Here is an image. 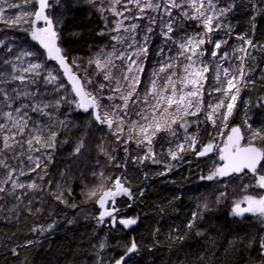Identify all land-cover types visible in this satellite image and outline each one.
Wrapping results in <instances>:
<instances>
[{"label": "trees", "instance_id": "1", "mask_svg": "<svg viewBox=\"0 0 264 264\" xmlns=\"http://www.w3.org/2000/svg\"><path fill=\"white\" fill-rule=\"evenodd\" d=\"M228 2L230 0H221V4ZM8 3L21 5L20 8L8 9L12 17L26 10L32 11L35 7L34 4H24V0H8ZM50 3L52 7L49 11L53 18L58 16L61 18L60 46L69 61H76L77 66L73 67V71L80 77L91 78L93 83L89 85L90 89H95L99 83L104 82L102 75L96 74L95 64L88 63L101 49L110 52L111 46L115 45L118 49L116 55L121 52L130 55L134 52V48H129L127 51L130 41L118 44L111 39L117 33L109 30L114 27V21L119 19L118 17L105 12L103 16L107 17L106 22L96 7L89 5L86 0H59V3L51 0ZM107 3L108 0H104L105 7ZM252 4L259 6L258 0H252ZM237 5L225 21L233 29L229 43L239 41L235 39L238 34L252 35L254 42L264 43V15L255 10L248 0H237ZM129 7L133 6L129 5ZM18 10H20L19 14H17ZM135 13L136 9L133 8L131 13L125 15L131 16ZM148 15L154 13L149 12ZM131 23H138L143 28L147 20L124 21L125 26ZM186 23L193 25L187 29L190 34L200 31L195 27L196 22ZM22 26L29 27L27 24ZM102 31L104 35L99 34ZM158 32L157 27L148 42L147 57L140 58L144 67L138 89L141 96L150 88L152 79H157L158 83L163 84L165 74L161 73L154 77L152 73L161 67V62L166 57L174 54L168 52L169 45L164 44ZM222 33L225 34V31L212 35L215 38ZM120 34L127 35L122 30ZM143 35L141 29H137L136 38L141 44ZM0 41H3V44H0V64L4 60H10L21 69L22 65L26 67L27 62L31 60L45 63V67L52 71L53 75L60 76L68 90L67 94H71L54 61L47 60L46 55H22L25 51L44 53V49L31 40L29 33L0 22ZM161 47L165 49L164 53H159ZM204 47L210 51L212 45L206 44ZM9 48L11 51L8 50ZM255 50L258 52V49ZM17 56L21 59H17ZM132 58L136 59L135 56ZM113 60L116 65L126 66L127 62L115 57ZM203 60L205 63H210L212 58L210 55H205ZM133 68L135 69V65ZM0 71L5 73L3 77L5 80L11 79L9 74H22L19 71L13 72L11 65H3ZM112 71L116 76L121 75L119 69ZM246 79L254 81V84L244 87L240 100L236 102L231 123L242 125L247 116L254 128L260 127L264 125V107L257 105L264 102V56L258 57L256 73H250ZM211 80L213 78H209L204 85V95L208 93L209 85L214 86ZM18 85L20 82L15 81L0 84V87L10 89ZM46 87L51 93L48 99H54L59 95L52 92L53 85ZM246 100L248 107L244 109ZM151 104H154V98L149 97V105L140 103L130 105L132 119H140L134 113L141 108L146 110V114L150 112ZM60 113L59 119H65L63 114H67V127L56 125L60 134L57 137L56 148L52 152V161L51 163L46 159L43 161L48 164L47 176L44 181L37 180V183L43 184L50 179L53 181L52 187H46L43 192H29L22 198V202L17 201L14 196L0 193V196L4 197L0 199V264H116L121 258L126 259L127 264H264V247H261L264 243L262 239L264 225L261 220L252 214L235 217L231 212L238 198L249 194H264L262 189L244 187L253 184L254 179L251 174L225 179L226 183L202 180L201 177L208 168L205 165L206 158L197 159L194 154L195 159L192 164H186L176 172L164 175L165 169L162 163L149 167L145 162L139 165L140 162L132 161V157L130 158L124 151L125 145L122 142L118 143L105 126H99L92 121L89 114L78 112L74 106L68 105L62 107ZM201 114L199 120L204 122L192 124L190 131L201 129L200 146H203L210 140L211 122L205 121ZM194 120L196 121L197 118L195 117ZM182 130L178 129L179 132ZM161 135V133L157 135L159 137L157 140L161 139ZM81 139L84 141V148L79 154H75L74 149ZM133 143L134 140L126 145L130 156L134 153ZM101 148L114 156L115 160L109 162L107 157L102 155ZM19 151L20 149L17 148L15 153L5 154L9 165L16 167L20 164L19 160L13 159ZM158 153L156 149L155 160L162 157H158ZM33 155L40 157L41 153L36 152ZM21 159L28 163L25 157ZM116 164L122 166L116 167ZM39 171L38 169L37 172ZM5 172L6 169L0 168V178H3ZM94 172L97 174L103 172L104 176H94ZM118 176L132 193L130 201H116L120 209L118 219L137 220L135 225L129 227L112 226L110 219L103 223L97 220L96 199L104 190L112 186ZM35 177L36 173H33L31 177L20 176L19 180L27 183ZM106 177L112 179L107 180ZM13 178H16L15 175ZM57 183L60 185L59 190L64 192L67 204L60 203L49 195V191L54 190ZM6 187H10V182ZM93 190L96 191L97 196L90 198L88 193ZM23 191L25 190L17 189V195ZM220 192L226 195L217 203L216 198ZM204 203L209 205L208 210L203 209ZM193 213H197V218L193 227L189 229L187 225L193 220ZM51 224H54V228L47 234L36 231ZM198 232L200 235H197ZM177 237L184 239L179 240ZM102 242L106 245L103 249L99 247ZM133 242L137 245L136 250L127 253V248ZM12 249L16 250V254H13Z\"/></svg>", "mask_w": 264, "mask_h": 264}, {"label": "snow or ice", "instance_id": "2", "mask_svg": "<svg viewBox=\"0 0 264 264\" xmlns=\"http://www.w3.org/2000/svg\"><path fill=\"white\" fill-rule=\"evenodd\" d=\"M56 2L59 3V0ZM86 2L96 7L102 16L105 12H109L114 17H118L119 19L114 21V27L109 30L117 33L111 39L118 44L130 41L127 47L135 49L131 55L125 52L116 55L118 49L112 45V51L105 52L101 49L95 58L90 59L89 65L95 64L96 74L102 75L104 81L99 83L95 89L89 88V85L93 83L91 78L80 77L73 71V67L77 66L76 61H69L61 48L59 43L61 18L59 16L53 18L49 11L52 7L49 0H24V4H34L35 7L32 11L26 10L14 17L4 16L5 6L20 8L21 5L8 3V0H0V20L9 26L18 27L20 31L29 33L31 40L44 49V53L25 51L22 55H46L47 60L56 61L63 76L67 77L71 85L69 95L60 76L53 75L52 71L45 67V63L29 61L28 66L22 69H18L10 60H4L0 64V68L3 65H11L13 72L30 74L28 76L9 74L11 79L5 80L3 79L5 73L0 71V84L20 82V85L10 89L0 87V97H2L0 99V120L3 121L0 122V168L6 169L3 178H0V193L14 196L17 201L22 202V198L29 192H43L46 187H52L53 181L50 179L43 184L37 183V180L44 181L47 176L48 164L43 161L45 159L48 163L52 161V152L56 148L57 137L60 134L56 125L67 127V114H63L65 119H59L60 109L65 105L74 106L75 110H82L89 114L96 124L106 126L116 141L125 145L126 153L128 151L126 145L133 140L137 147L146 145L148 152L136 158L141 163L152 158V146L158 133L166 132L172 137H177L178 129H183L184 141L189 150L196 152V155L200 157L208 156L213 152L218 156V162L214 164L209 174L201 177L202 180L226 183L225 178L251 174L254 179L253 184L244 187L264 190V125L254 128L247 116L242 125L230 126L228 123L242 88L254 84V81L246 77L255 68L247 65L246 61L256 59L252 55V50L259 49L264 52V43L254 42L252 35L238 34L235 39L242 43L232 47V51L229 52L223 50L225 45H229V39L221 38L219 35L214 38L212 35L223 30L226 36L231 37L232 26L225 21L229 13L238 6L237 0H230L224 4H221V0H108L107 7L104 6V0H86ZM248 3L264 15V0H258L259 6L252 4V0H248ZM129 5L133 7L130 8ZM133 8L136 9L135 15H125V13H131ZM149 12L154 15H148ZM103 18L107 22V17L103 16ZM125 20H147V23L143 28L138 23L125 26ZM187 21L196 22L195 27L200 31L190 34L187 29L193 25L187 24ZM24 24L29 27L24 28L22 26ZM157 27L164 44L169 45L168 52L174 54L166 57L161 62V67L152 73L154 77L164 73L163 84L158 83L157 79H152L150 88L145 90L141 96L138 89L144 67L143 60L140 58L147 57V45ZM137 29H141L144 33L141 37L142 44L136 39ZM252 29L254 35V18ZM121 30L127 35H121ZM99 34L104 35L105 33L102 31ZM0 44H3V41H0ZM206 44L212 45L210 51L204 47ZM8 50L11 51L10 48ZM164 51L163 47L159 49V53H164ZM205 55H210L212 60L216 61L214 68L204 62ZM133 56L136 59H133ZM232 56H235L239 64L233 66L231 70L222 68L219 60H228ZM113 57L127 62L126 66L116 65ZM17 59L21 57L17 56ZM113 69H119L121 75L116 76ZM210 71L214 73L213 79L216 86L210 87L208 94L211 96L214 92L220 93L223 98L216 103L206 104L204 85L208 82ZM221 71L223 76H221ZM47 85H53L52 92L59 94L54 99H48L51 93L47 90ZM62 90H64L63 93ZM149 97L155 100V103L150 105L151 111L146 114V110L141 108L134 113L140 119L133 120L130 105L138 103L149 105ZM257 106L264 107V102ZM5 109L8 110L5 111ZM202 112L205 113V121L211 122L217 131L212 134V141L196 151L198 138L189 133L188 129L193 123L204 122L199 121ZM192 117H196L197 120L189 119ZM217 119L220 121L219 124L216 122ZM222 129H227V131L224 132ZM218 136L226 137L222 141V146L214 143ZM177 147L181 153L186 151L185 143H180ZM17 148L20 151L13 156V159L19 160L20 164L13 167L6 162L5 154L15 153ZM83 148L84 141L81 139L74 153L79 154ZM36 152H40L41 156L35 157L33 153ZM101 153L107 157L109 162L115 160L114 156L102 148ZM169 155L173 160L181 158L171 149H169ZM21 157H25L28 163L26 164ZM158 162L153 159V163ZM115 166L121 167L122 165L116 164ZM38 169L39 172H37ZM33 173H36V177L31 178L27 183L19 180L20 176L31 177ZM14 175L16 178H13ZM93 175L104 176L103 172L99 174L94 172ZM105 179L111 180L112 177ZM9 182L10 187H6ZM17 189L25 191L17 195ZM59 189L60 185L57 183L55 189L49 191V195L60 203L67 204L64 192ZM71 194L69 191V195ZM121 195L131 197L132 193L122 179L117 177L112 186L104 190L96 199V203L102 209L97 217L99 223H103L105 218H110L112 226H115L117 222L125 227L137 223L134 218L118 219L120 209L115 204L116 197ZM225 195L226 193L220 192L216 198L217 203ZM88 196L96 197V191L89 192ZM0 199L4 197L0 196ZM241 204L247 206L241 207ZM202 207L208 210L209 205L204 203ZM29 211H31L30 208ZM231 212L235 217H243L246 213H251L259 217L261 223L264 224V194L245 195L242 201L234 204ZM196 218L197 213H193V220L187 225L189 229L193 227ZM197 235L200 233L198 232ZM177 239L183 240L184 237H177ZM105 246L103 242L99 244L101 249ZM261 247H264V243ZM136 248L137 245L133 242L126 251L132 253ZM12 252L16 254L15 249H12ZM116 264H127V260L121 258L116 261Z\"/></svg>", "mask_w": 264, "mask_h": 264}, {"label": "rangeland", "instance_id": "3", "mask_svg": "<svg viewBox=\"0 0 264 264\" xmlns=\"http://www.w3.org/2000/svg\"><path fill=\"white\" fill-rule=\"evenodd\" d=\"M9 8H7V6H5V13H4V16L5 17H12V13L10 11H8ZM20 13V10L17 11V14ZM0 22H3V20H0ZM137 37V35H136ZM221 38H226V39H229L228 36H226L225 34H221L220 35ZM137 39V38H136ZM242 42L241 41H234L232 43H229V45H225L223 50L224 51H229L231 52L232 51V47H235L239 44H241ZM231 46V47H230ZM129 50V48L127 47V51ZM131 55V54H130ZM237 55H239V53H237ZM252 55L256 58L255 60H251V59H248L246 61L247 65H251V66H254L255 70L252 71L251 73L254 74L256 73V63H257V60H258V57L260 58V56H264V52L260 51L258 49V52L256 50H252ZM134 59V58H133ZM217 60H219V58H217ZM32 62H39V61H34V60H31ZM252 62V64H251ZM208 63V62H207ZM215 63L216 61H213V60H210V63H208L212 68L215 67ZM219 63L222 65V68H229L230 70L233 68V66H236L239 64V61L236 60L235 56H232L230 57L228 60H219ZM28 66V62L26 64V67ZM25 66H21V69L24 68ZM26 76L30 75V74H27V73H22ZM214 76V73L212 71H210L208 73V80L209 78H213ZM221 76H223L222 74V71H221ZM65 81V80H64ZM164 82V81H163ZM211 84L214 85L213 87L216 86L215 84V81L214 79L211 80ZM211 86L209 85L207 88H210ZM70 88V87H69ZM244 88H242L241 92H240V95L238 97V101L240 100V97H241V93L243 91ZM209 93V91H208ZM205 94L204 95V101L205 103H216L219 99H222V95L220 93H212L211 96H209V94ZM154 103H155V100H154ZM248 107V101L246 100V104L244 106V109ZM236 108V107H235ZM235 110V109H234ZM223 111V110H221ZM204 119H205V113L202 112L201 114ZM233 117H234V112H233V115L232 117L229 118V125L231 126L232 125V120H233ZM193 121L195 117H192ZM246 118V117H245ZM244 118V120H245ZM200 121V120H199ZM217 124L220 123L219 119H217ZM250 122V120H249ZM197 123H193V125H196ZM175 127V126H174ZM201 129H198L196 130L195 132H192V130L190 131V127L188 129V132L197 136L198 138V144L196 145V151H199L201 150L202 148V145L200 146V133ZM216 129L213 127L212 123H211V129H210V141L213 140V135L214 133H216ZM222 131L226 132L227 129H222ZM159 134V133H158ZM161 139L160 140H157L159 139V137L157 136L156 139L154 140V143H153V146H152V153H153V156L151 159H148V160H145L143 161V163L145 162L149 167H152L154 166L156 163H153V159L155 160V157L156 155H154L155 153V150L158 149V157L159 156H162L160 158H158L156 161H159L158 163H162L163 167H164V175H167V174H171V173H174L176 172L180 167L188 164H192L193 163V159H195V156L194 154L196 155V152L194 151H191L188 149V145L187 143L184 141V133H183V130L182 132H179L178 131V136L177 137H172L170 136L168 133L166 132H161ZM226 137L224 136H218L217 139L214 141V143L216 144H219L220 146H222V141L225 139ZM180 143H185V148H186V151L184 152H179L178 150V147L177 145L180 144ZM135 148L133 149L134 153L130 156V153L127 152V154L129 155V157L131 158L132 157V161H137L139 162L138 159H136L137 157H142L144 156L147 152H148V149H147V146H142V147H137V144L136 142L134 141V143L132 144ZM169 149H171L173 152H176L178 157H181V158H178L176 160H173L171 158V156L169 155ZM194 157V158H193ZM218 162V156L217 154L214 152L211 156H208L206 157L205 159V165L208 167L204 172V176H206L208 173H209V170L211 168V170L213 169L214 167V164ZM143 163H139V165L143 164ZM170 169V170H169ZM243 198H238L236 202L238 201H242ZM234 206V205H233ZM232 206V207H233ZM247 205L246 204H241V207H246ZM253 215V214H252ZM253 216H256V215H253ZM257 217V216H256ZM259 218V217H258ZM260 219V218H259ZM106 221V220H105ZM264 225V224H263ZM54 228V224H51L45 228H38L36 231H39L40 234H47L49 233L51 230H53ZM41 229H43V231H41Z\"/></svg>", "mask_w": 264, "mask_h": 264}, {"label": "water", "instance_id": "4", "mask_svg": "<svg viewBox=\"0 0 264 264\" xmlns=\"http://www.w3.org/2000/svg\"><path fill=\"white\" fill-rule=\"evenodd\" d=\"M51 0H49V2H50ZM55 63H56V65H57V67L59 68V71L61 72V74H62V76H63V72H62V70L60 69V66H59V64L56 62V61H54ZM63 79L65 80V82L67 83V85L70 87V89H71V85L69 84V82H68V80H67V77H65V76H63ZM78 112H82V113H84L82 110H78ZM84 114H87V113H84ZM98 125V124H97ZM99 126H101V125H99ZM106 127V126H105ZM214 153V152H213ZM213 153H211V154H209L208 156H211ZM208 156H204V157H200V156H198V155H196V158L197 159H202V158H206V157H208ZM240 175H242V174H240ZM119 178H121L120 176H118ZM231 178V177H230ZM225 179H228V178H225ZM127 197H129V196H127ZM129 199L131 200V197H129ZM115 206L117 207V204H115ZM96 208H97V210H98V215H99V212L100 211H102V209H100L99 208V205L96 203ZM118 208V207H117ZM120 212V211H119ZM249 214H251V213H246L243 217H245V216H248ZM98 215H97V217H98ZM107 219H109V218H105V220H107ZM104 220V221H105Z\"/></svg>", "mask_w": 264, "mask_h": 264}, {"label": "flooded vegetation", "instance_id": "5", "mask_svg": "<svg viewBox=\"0 0 264 264\" xmlns=\"http://www.w3.org/2000/svg\"><path fill=\"white\" fill-rule=\"evenodd\" d=\"M126 198V199H125ZM127 201V200H129L130 201V199H129V197H127V196H124V195H121V196H117L116 197V201ZM132 202V201H131ZM110 219V218H109ZM115 225H121V224H119L118 222L115 224Z\"/></svg>", "mask_w": 264, "mask_h": 264}]
</instances>
